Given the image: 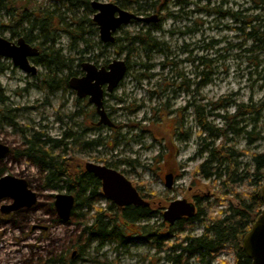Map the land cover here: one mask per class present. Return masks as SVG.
Listing matches in <instances>:
<instances>
[{"label": "rangeland", "instance_id": "rangeland-1", "mask_svg": "<svg viewBox=\"0 0 264 264\" xmlns=\"http://www.w3.org/2000/svg\"><path fill=\"white\" fill-rule=\"evenodd\" d=\"M29 1L33 9L47 8L55 13L59 10L64 15L63 27L73 21H85L83 25L89 33L84 36L87 42L82 43L61 30L57 33L55 49L61 50L66 59L74 60L69 64L73 69L62 70L56 76L57 88L46 85L52 76L43 66L38 65L37 74L31 76L15 67L11 60L0 57V94L4 99V103L0 102V143L9 148L8 154L0 159V170L5 169L9 177L27 182L28 189L37 196V212L29 216L30 225L40 220L50 228L44 234L28 231L5 234L0 230V251L3 250L0 264L53 261L60 264L73 253V258L77 255L73 264H207L208 258L202 262L200 254L188 260L183 249L184 237L200 236L202 226H173L174 230H170L163 221V213L172 202L191 201L196 195L211 197L200 206L214 204V215L227 205L226 201L219 206L215 204L213 194L217 185L193 176L196 167L208 156L206 143L214 138L200 132L191 105L194 101L204 105L208 121L221 128L227 121L225 118L235 114L239 105L264 101V51L259 48L252 54L246 53L252 42H245L244 34L238 30L244 26L232 18L207 12L218 9L252 16L259 13L256 0H185L184 4L179 0H121L122 3L90 0V3L123 4L128 12L143 17L158 15L157 23L125 25L116 33L118 41L112 46H105L99 31L90 30L88 21L94 13L85 4L68 10L65 1ZM155 25L160 30L152 36L160 48L145 51L139 44H133L131 37ZM70 29L74 31L76 27ZM15 31L11 17L0 10V36L17 43L24 36ZM81 58L83 63L92 62L99 67L114 60H124L130 66L118 89L105 98V109L115 128L96 127L99 117L88 98L79 99L74 90L63 85L66 77L77 73ZM201 58L212 62L211 69L202 67ZM204 70L208 74L207 84L198 86ZM83 75L84 72L72 78ZM233 127L243 128L244 132L239 136L229 134L232 141L228 146L264 153V112L256 125L250 120ZM35 133L51 141H61L66 133L74 135L80 144L75 158L84 168L88 162L104 166L108 162L110 168L122 173L143 194L155 195L147 200L153 204L152 215L130 224L123 244L88 242L85 227L93 222L94 212L87 218L81 216L88 214L87 210L78 209L70 223H59L52 211L55 196L69 193L68 190L44 189L45 173L26 156L16 154L25 149L26 139ZM96 141L97 147L87 145ZM239 163L241 170L253 171L250 157L240 158ZM169 173L175 175L171 189L165 185ZM252 185L246 181L239 190L254 188ZM110 205L112 202L103 197L96 208L106 210ZM234 260V255L225 251L211 264H233Z\"/></svg>", "mask_w": 264, "mask_h": 264}, {"label": "trees", "instance_id": "trees-1", "mask_svg": "<svg viewBox=\"0 0 264 264\" xmlns=\"http://www.w3.org/2000/svg\"><path fill=\"white\" fill-rule=\"evenodd\" d=\"M59 1L67 2L69 5L68 10L85 4L91 13H95L90 0ZM119 1L122 3L121 0ZM178 2L184 4L185 0H179ZM255 3L259 13L252 16L242 15V13L222 12L218 9L207 11L209 13H218L223 18H232L243 25L244 28H239L238 30L244 34L245 42H252V47L246 50V53L250 54L259 48L264 51V0H256ZM117 5L122 9H127L126 5L119 3ZM139 8L141 7L139 6ZM0 10H4L7 16L11 17L16 29L15 33L18 34L20 31L19 35H23V38L30 44L38 43V47L41 48L42 52L35 62L46 68L52 76V81L46 83L48 88H57L55 86L57 85L56 76L62 70L73 69V65L69 64L74 61L66 59L61 55V50L55 49L58 40L57 33L61 30L63 33L72 36L74 40H78L79 43L87 42L84 36L88 35L89 32H86L83 25L85 21H73L63 27L64 15L59 13V10L55 13L47 8L39 7L38 9H33V4L29 0H0ZM137 13L140 12L138 11ZM137 15L141 16L142 14ZM88 25L90 30L93 29L98 32V27L93 19L88 21ZM73 26L76 29L71 31L70 28ZM159 30L160 27L156 25L146 29V31L142 29L136 36L131 37V41L133 44H139L145 51L158 49L160 44L152 36V33ZM246 30L248 31L246 32ZM117 41L118 39H116ZM251 59L256 61L255 58ZM199 60L202 62L204 69H211V61L204 58ZM79 61L82 62L77 66L79 71L77 70V73L74 74L72 72L69 77L63 80L65 88L69 87V80L72 76L83 74V70H81L83 59L81 58ZM108 64L106 63L105 66ZM129 70L130 66L128 64V72ZM201 76L202 81L198 86L207 84L208 74L205 70ZM0 102L4 103L1 94ZM191 107L194 110L200 132L208 135L210 139L214 138L213 142L206 143L205 152L208 156L202 164L196 167L193 176L212 181L214 186L217 185V190L213 194L215 204L219 206L226 201L227 205L225 209L214 215L216 212L214 204H205L204 207L200 206L202 202L207 203L211 197L200 198L197 203L198 212L195 218L192 220H181L173 226L186 228L191 227L194 224L193 222H195L203 228V233L198 237L190 235L184 237L183 242L186 247H183V249L187 254L188 260L200 254L202 256L201 261L204 262V259L208 258L206 263L210 264L221 253L229 251L234 255L233 264H252V261L246 256L242 248V239L251 229L263 209V202L259 194L264 182V153H253L247 149L238 150L235 146H228V143L232 141L228 136L229 134L239 136L244 132L243 128H236L233 125H240L250 120L254 122V125L258 124L264 112V101L256 105H239L235 114L225 118L227 121L221 128L212 126L208 121L204 105L197 104L194 101ZM95 125L98 127L97 123ZM254 131L255 129L252 132L254 133ZM43 138V135L35 133L26 139L27 146L25 149L16 152V154L18 156H26L31 163L45 173L44 188L51 190L67 189L69 194L74 195L76 206L72 218L76 216L78 209L87 210L88 214L81 215L87 218L89 213L94 212L91 219L93 222L85 227V234H88L89 243L99 241L100 244L113 242L123 244L127 239V227L152 215L153 206L120 208L112 203L106 210L99 207L96 208L97 205H100L103 198L102 184L93 174L87 173L82 163L75 158V154L79 151L76 148L80 145L77 138L71 133H66L61 141L43 140ZM87 145L93 148L99 146V143L96 141L95 143H87ZM245 156L250 157L253 171L249 169L241 170L239 160ZM158 158H162V155ZM104 163L109 167L111 166L108 162ZM246 181L254 184L252 185L254 188L240 191L239 187ZM137 190L146 200L155 198L153 193L145 195L138 188ZM173 226H169L170 230H174ZM76 258L77 255L75 258L71 255L69 260H61L59 263L73 264ZM55 263L56 261L48 262V264ZM222 264L227 263L223 262Z\"/></svg>", "mask_w": 264, "mask_h": 264}, {"label": "water", "instance_id": "water-1", "mask_svg": "<svg viewBox=\"0 0 264 264\" xmlns=\"http://www.w3.org/2000/svg\"><path fill=\"white\" fill-rule=\"evenodd\" d=\"M91 6L95 11L93 21L98 27L100 40L106 45L115 44L116 33L125 25L132 22L147 24L158 22V15L143 17L130 13L114 3L93 1ZM39 56V49L27 43L23 37L14 43L0 36V57L11 60L13 65L24 73L31 76L37 74L38 68L31 63V59ZM82 69L84 75L71 78L69 87L76 92L79 99L88 98L89 104L95 107L96 115L99 117L97 126L115 128V124L105 109V98L106 95L114 93L127 76V62L114 60L107 67L84 62ZM8 152L9 148L0 143V159H3ZM85 170L101 181L103 197L117 207H150V203L140 195L137 188L117 170L91 162L85 164ZM165 185L168 189L173 187L174 175L172 173L165 176ZM259 195L263 202V209L242 239V248L252 264H264V182ZM4 196L12 197L16 202L26 201L27 207L34 205L37 200V196L28 189L27 182L18 181L9 176L0 180V198ZM23 205L22 202L16 208ZM54 205L61 223H70L76 206L74 195L56 194ZM196 214L197 208L194 203L187 199L176 200L163 213V220L173 226L183 219L195 217Z\"/></svg>", "mask_w": 264, "mask_h": 264}, {"label": "flooded vegetation", "instance_id": "flooded-vegetation-1", "mask_svg": "<svg viewBox=\"0 0 264 264\" xmlns=\"http://www.w3.org/2000/svg\"><path fill=\"white\" fill-rule=\"evenodd\" d=\"M30 45L38 48L40 51V55H41L42 50L40 47H38L34 44H30ZM39 57H37V58H39ZM37 58L31 59V63L36 65L38 68V64L35 62ZM2 59H6V58H2ZM7 60H9V59H7ZM98 127H101V126H98ZM102 127H104V126H102ZM7 173L8 172L5 169L0 170V180L7 177L8 176ZM172 174L174 175V173H172ZM18 181H20V180H18ZM174 182H175V175H174ZM28 187H29V185H28ZM43 187H44V182H43ZM44 189H46V188H44ZM46 190H48V189H46ZM200 198H202V197H199L198 195H196L192 198L191 201H189V202H192L196 205L197 212H198L197 203H198V200ZM22 202L24 205L22 207L16 208ZM147 202H149V201H147ZM36 206H37V202L34 205H32L31 207H27L26 201L16 202L12 197H9V196H4V197L0 198V230L4 231L5 234L7 232H10V231L18 232V233H26V231L32 232V233L40 232L41 234H44L45 232L49 231L50 228L45 226L44 221L34 220L33 225H30L31 221L29 219V216L31 215L32 212H34V213L37 212V210L35 209ZM150 206H153V204L150 203ZM41 207H43V206H39V208H41ZM53 207H54V209L52 211L55 214V216L57 217L59 223H61V220H60L58 213L55 209V205H53ZM194 218L195 217L188 219V220H192ZM193 223L197 224L195 222H193ZM165 224H167V223H165ZM168 226H170V225H168ZM18 248H20V247L18 246ZM2 252H3V250L0 251V253H2ZM16 254H19V253H16ZM72 255H73L72 257H74L75 253H73Z\"/></svg>", "mask_w": 264, "mask_h": 264}, {"label": "bare ground", "instance_id": "bare-ground-1", "mask_svg": "<svg viewBox=\"0 0 264 264\" xmlns=\"http://www.w3.org/2000/svg\"><path fill=\"white\" fill-rule=\"evenodd\" d=\"M214 261V260H213ZM212 262V261H211ZM211 262H210V264H211Z\"/></svg>", "mask_w": 264, "mask_h": 264}]
</instances>
